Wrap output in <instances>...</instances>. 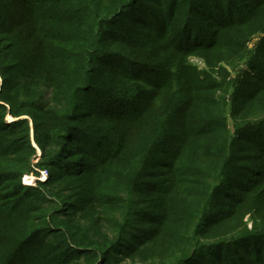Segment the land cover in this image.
<instances>
[{
    "label": "trees",
    "instance_id": "obj_1",
    "mask_svg": "<svg viewBox=\"0 0 264 264\" xmlns=\"http://www.w3.org/2000/svg\"><path fill=\"white\" fill-rule=\"evenodd\" d=\"M0 264H264V0H0Z\"/></svg>",
    "mask_w": 264,
    "mask_h": 264
},
{
    "label": "rangeland",
    "instance_id": "obj_2",
    "mask_svg": "<svg viewBox=\"0 0 264 264\" xmlns=\"http://www.w3.org/2000/svg\"><path fill=\"white\" fill-rule=\"evenodd\" d=\"M258 41H259V39L257 37H254L250 46L251 47H254L257 44ZM190 62L192 64L196 65L199 69H203L205 67L203 60L200 59V58H191L190 59ZM245 65H246V62L243 65L240 66V69L245 68ZM235 75L236 74L233 72V74L231 75V77H235ZM41 173H42V175H41L42 177H40V178H42V180L47 179V177H48L47 171L46 170H43V171H41ZM249 227L251 228L252 227V224H249Z\"/></svg>",
    "mask_w": 264,
    "mask_h": 264
},
{
    "label": "built area",
    "instance_id": "obj_3",
    "mask_svg": "<svg viewBox=\"0 0 264 264\" xmlns=\"http://www.w3.org/2000/svg\"><path fill=\"white\" fill-rule=\"evenodd\" d=\"M41 180H42V178H41Z\"/></svg>",
    "mask_w": 264,
    "mask_h": 264
}]
</instances>
